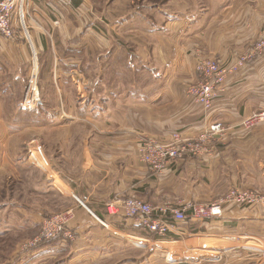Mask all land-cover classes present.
<instances>
[{
	"label": "crops",
	"instance_id": "crops-1",
	"mask_svg": "<svg viewBox=\"0 0 264 264\" xmlns=\"http://www.w3.org/2000/svg\"><path fill=\"white\" fill-rule=\"evenodd\" d=\"M80 2L56 10L50 0H30L27 7L33 22L53 29L54 44L61 47L55 51L59 63L50 70L60 90L57 106H47L40 117H45L39 129L48 167L37 165L26 149L34 127L17 130L7 124L15 121V114L5 108L9 95L1 88L11 84L8 77L21 58L16 42L23 37L9 40L0 33V226L34 232L54 212L77 209L70 228L75 239L61 236L26 255L16 246L4 264L111 262L113 250L119 257L126 254L130 245L126 238L148 240L135 232L147 229L122 216L124 198L134 194L153 205L181 197L208 202L207 197L242 186L237 185L241 174L234 172L239 171L236 154L258 140L250 130L235 127L244 116L264 108V55L230 75L225 93L210 109L194 103L186 89L197 79L198 59L217 58L227 65L253 46L264 24V0ZM37 30L34 40L44 50L48 38ZM59 104L68 107L67 113ZM216 121L235 125V130L228 129L214 141L213 159L187 157L163 174L141 161L143 137L168 141L176 131L197 136ZM257 163L253 173L260 177L258 171H263L264 186V163ZM109 202L115 203L114 212L108 210ZM96 216L119 234L112 237ZM179 229L184 233L172 232L169 237L220 235L233 239L235 246L218 248L211 257L206 248L201 253L179 249L160 255L164 261L159 262L154 257L161 244L132 243L153 248L138 263L264 264V211L257 205L225 203L221 215L189 218ZM102 252L110 255L101 257Z\"/></svg>",
	"mask_w": 264,
	"mask_h": 264
},
{
	"label": "rangeland",
	"instance_id": "rangeland-1",
	"mask_svg": "<svg viewBox=\"0 0 264 264\" xmlns=\"http://www.w3.org/2000/svg\"><path fill=\"white\" fill-rule=\"evenodd\" d=\"M81 2H82V0H81ZM113 8H115V7L113 6ZM111 11H112V13L115 12V10L112 8H111ZM30 14L31 13L26 14V17H25L26 25L28 28V34H29L28 38L26 37L28 39V41L26 40V42H25L24 40H20V41L16 42V43H18L17 44L18 46L16 47V51L19 52V54L21 55V58L16 60L17 64H15V68L13 69L12 72H10L11 73L10 77H8V78H10L11 84H9L8 85L9 87H7L6 89L1 86L2 87L1 93L5 92L6 94L9 95L6 97V99H8V100L6 101L7 104H5L6 105L5 108H7L11 114H15V118H14L15 120H20L22 122V123H19V126L16 127V129L19 130L21 128L26 129V128H33L34 127L35 131L28 135V137H30V138L27 139V141L25 143L26 149L29 150L28 145H33V144L38 145L39 144L42 146L43 153L47 159L43 144L40 140L41 134H40V129H39V127L41 126L40 125L41 120L42 119L45 120V117L42 119H40V117H41V113H43L45 111L47 106L48 107L57 106L56 96H59L60 90L58 93V91L56 90L57 89L56 85H55L56 81L54 80L53 76H51L50 70H51V67L53 65L55 66V64L59 63L60 59H59V56L57 57L55 55V51H57L59 53L61 47H58L57 44H54L55 35L53 32V29L50 26L42 23L41 21L37 20L36 22H33V19L35 17L34 16L31 17ZM41 24H42V26H41ZM263 28H264V24L262 25V29ZM37 29H40V33L42 34L43 37L48 38L47 43L49 45L46 44L44 50H46V48H49L50 51L47 50L44 52L42 47H40V46H38V44H36L34 37H36L37 31H38ZM22 31H23V29H22ZM50 31H51V33H50ZM52 34H53V37H52ZM25 35L26 34H24V36ZM16 39L17 38H15L13 40H16ZM67 44L70 45V43H67ZM62 48L64 50V46H62ZM18 60H20L19 63H18ZM249 63H252V61ZM33 78L36 82L35 88L31 87V80ZM52 84H54V85L52 86ZM62 91H63L62 93H64V97H65L66 93L68 91L66 88H64V90H62ZM1 93H0V95H1ZM222 94H224V92L221 93L220 95H222ZM188 96L192 99V101L194 103L196 102L192 96H190V95H188ZM1 97L3 98L2 95H1ZM60 97H61V95H60ZM4 101L5 100L1 99V103H2L3 107H4V103H5ZM58 107L61 109V111H64L65 113H67L66 110L68 107L66 105L59 104ZM210 108H212V106L209 108H206V109H210ZM261 110H264V108H262L260 110H254L253 112L261 111ZM24 112H26L27 114H25ZM28 114H30L31 117ZM246 116L248 117V115H246ZM257 119H260L258 121L259 124L257 123V125L251 129H247V128L243 127L240 123L238 125H236V127H235V128L241 127L244 130H250V132L257 134L256 138L258 139L247 150L239 151L240 153H237V154L235 153L236 155L240 156V160H238L239 171L235 170L234 172L235 173L238 172V174L239 173L241 174V176L239 175V177L237 179V181H239L237 183V185H242V186H239V187L236 186V187H232L230 189L227 188L222 193H217L215 196L207 197V199H205V201L208 200V202H199V201L196 202L194 200L189 201V198H184V197L176 198V199L171 200V201L166 200L164 203L158 204V205H153L152 203L148 202L154 208V212L156 211L155 214L162 213L163 215L160 214L158 216H162L164 218L172 220L173 215L171 214L170 211H168L167 213H163L159 209L163 208V207H168V206L169 207H176V208H179V207L183 208V206L188 202L197 203V205L202 204V206H207V207L211 208L212 206L220 203L222 200L225 203V201L228 199V197H231L232 193L236 192L238 190L248 191L251 193L258 194V195L264 194V186L260 184L261 179H263V177H262L263 171H258V174L260 175V177H258L257 174L253 173V166L255 165V167H257V165H258L257 162L264 163V119L262 117H258ZM12 120L13 119L9 120V122L7 123V124H9L8 126H10V127H11L12 122H13ZM30 121H32V122H30ZM224 125L226 127L225 131H227L228 129L231 131L235 130V128H234L235 125H231V124H227V123H224ZM203 131H201V133L197 136H190V138L195 142L201 141L199 143H204L203 139L200 140L201 134L204 133ZM225 131L223 133H220V134L217 133V135H215L216 140L218 137H221L222 135H224ZM149 138L157 139V138L152 137V136H146V137L142 138L141 144H143ZM190 138H188V141H187V143H189L187 145V149H191L193 151L194 149H197L198 145L191 144ZM158 140L161 141L160 139H158ZM168 142H170V141H168ZM168 142L165 143L167 152L172 153L174 150L173 149L174 145L170 144ZM160 143H162V141ZM139 153H140L139 156L141 157V148H140ZM35 156H36V154H35ZM187 157H193V158H197V159L201 160V159H204L206 156L204 153L198 152V154L190 155ZM142 162L145 165H147L144 161H142ZM172 165H174V164H172ZM167 168H165L163 170L156 171V172L158 174H163ZM245 172H247V173H245ZM244 173H245V175H243ZM133 196H134V194L129 195L126 198L133 197ZM74 197H76V196L74 195ZM138 197L142 198V196H138ZM126 198H124V199H126ZM173 201H175L176 203ZM69 210H72L73 213L75 214L74 219L71 222H69V229H70L72 222L75 220V217H76L77 209H75V208L61 209V210L56 211L53 214H51L45 218H50L56 214L60 215V214H63L64 212L69 211ZM193 211H194V208H189L187 210L185 220H187L189 218H195L192 216ZM212 216H215V215H212ZM44 219H42L41 225L39 227H37L36 229H34V232L33 231L21 232L18 230H16V231L11 230L10 231V229L8 231V230H6V228H3L0 226V264H4L5 262H7L8 260L11 259L12 253H13L14 249L16 248V246L18 249H21L20 246L25 241L33 239L37 234H39ZM105 228L107 230V233H108V231L111 232L109 234H112V233L117 234V235L119 234V231L114 227H111V226L106 227L105 226ZM16 229H18V228H16ZM12 231H14V232H12ZM135 232H137V234H139V236H143V238L148 239L150 241V243H148V245L150 247H153V241L160 242L161 245H159L158 247L154 246V247H156V250H158L160 253L159 254L158 252H156V253H158L154 257V258H156V260L160 257V255L166 256L165 253L168 254V252L176 251L179 249H189V250H191V253H201L200 249L206 248L205 254L207 256L211 257L212 255H214V250H216L218 248H221L218 250L231 249L235 246V244L233 243V241H234L233 239H231L230 237H224L223 238L220 235H216L215 237H213V235H208L212 238H207L206 237L207 235L205 237H202V236H198V235L196 236V235H189V234H177V237H180V238L175 239V238L169 237V235L172 232H169L168 234L162 235V236L159 235L157 232L151 231V230H147V232H143V230L139 231V228ZM177 232L184 233L182 229H179ZM73 235H74V239H75V237L77 235H75L74 233H73ZM111 236L115 237V235H113V234ZM126 239H125L126 242L130 243V245L128 246V250H127L125 255H122L121 257H119L116 253H114V250H113L111 253L112 254L111 257L117 258V259H113V261H112V258H111V262H109V259H106L104 261L105 263L101 262L99 264H116L119 261H121V259H126V258H129V259L134 258L133 261H130V263H128V264H139L138 262H139L140 257H144L145 255L148 254L147 251L149 249H153V248H148V247L147 248H144V247L143 248H137L136 245L139 246V242L141 241V239H137V238H133V239L126 238ZM163 239H165V240H163ZM143 240H145V239H143ZM166 240L169 242H166ZM44 242H46V241H44ZM44 242H42V243H44ZM42 243H40L38 246H40ZM132 243L136 244L135 247H134V244H132ZM14 244H16V245L14 246ZM131 244L133 245V247H131L132 246ZM12 246H14V247H12ZM37 247H35V249ZM20 251L21 250H19V253H23L26 255V252H23V251L20 252ZM100 255H101V257L106 258L108 255H110V252L105 253V254L102 252V254H100ZM162 258L163 257H161V259L159 258V260H160L159 262L164 261Z\"/></svg>",
	"mask_w": 264,
	"mask_h": 264
},
{
	"label": "built area",
	"instance_id": "built-area-1",
	"mask_svg": "<svg viewBox=\"0 0 264 264\" xmlns=\"http://www.w3.org/2000/svg\"><path fill=\"white\" fill-rule=\"evenodd\" d=\"M50 1L53 3L56 10L72 7L74 3V0ZM29 2L30 0H0V33L6 39L13 40L17 38L22 29L24 31L23 33L26 34L25 36L28 38L29 34L25 17L26 14H28L27 7ZM263 55L264 28L261 30V35L253 46L248 51L238 56L234 62L223 65L222 62L216 58L207 57L198 59L195 63V72L197 74V80H199H196L194 83L188 85L186 93L192 96L196 103L205 108H209L212 106L216 97L223 92L225 93V83L230 75L237 73L242 68L246 67L249 62H253ZM35 85L36 82L33 78L31 80V87L35 88ZM258 117H262L264 119V110L248 114V117L244 116L241 119L240 124L247 129H251L256 126L260 120L257 119ZM225 130L226 127L222 121H216L210 124L203 131L204 133L201 134L200 137V140L203 139L204 143H199L201 141H193L190 136L185 135L182 131L172 133L170 139L168 140L170 142L162 141V143H160L161 141H159L158 138H149L141 144V160L150 166L154 171L163 170L172 164H177L184 160L187 156L198 154V152L204 153L206 158L211 160L215 155V147L213 146V143L216 140L215 135H217V133H223ZM188 138H190L191 144L198 145L197 149H194L193 151L191 149H187V145L189 144L187 143ZM166 142L174 145L172 153L167 152L165 145ZM28 148L30 156L34 159L37 165L41 167L49 166V162L43 153L41 145H28ZM250 193L251 192L248 191L238 190L233 192L232 196L228 197L227 200L225 199V203H236L248 207L257 205L264 211V194L258 195ZM225 203L222 200L220 203L210 208L202 206V204L197 205V203L188 202L183 206V208L168 206L159 209L163 213L170 211L173 215L172 220L158 216L162 213L155 214L156 211L154 212V208L151 204L141 197H128L121 201L120 206L123 217L126 219H133L138 225L147 230L155 231L162 236L168 234L169 232L176 233L179 230L180 223L186 221V212L189 208H194V211L192 212L193 217L196 219H205L212 215H221L223 205ZM83 205L87 208V210H89L84 203ZM107 206L111 212H114L113 208L115 207V203L109 202ZM89 211L91 212V210ZM74 215L73 211L69 210L63 214H56L50 218H45L39 234H37L33 239L25 241L20 246L21 249L19 250L28 252L31 249H35V247L44 241L57 239L61 236L73 239L74 235L69 229V222L74 219ZM97 219L106 227L110 226L100 218L97 217ZM140 242L147 245L150 243L148 240H141ZM153 243V245L160 244V242L155 241H153Z\"/></svg>",
	"mask_w": 264,
	"mask_h": 264
},
{
	"label": "trees",
	"instance_id": "trees-1",
	"mask_svg": "<svg viewBox=\"0 0 264 264\" xmlns=\"http://www.w3.org/2000/svg\"><path fill=\"white\" fill-rule=\"evenodd\" d=\"M60 16H61V13H60ZM20 35H22V37H23V40L26 42V40L28 41V39L26 38V36H24V33H23V31L21 30V33H20ZM19 104V103H18ZM25 113V112H24ZM25 114H27V113H25ZM31 114V113H30ZM30 114H28L29 116H30ZM31 117V116H30ZM19 123H22L20 120H15L13 123H12V125L13 126H15V127H18L19 126ZM40 229V228H39ZM16 244H14V246H15ZM14 246H12V247H14Z\"/></svg>",
	"mask_w": 264,
	"mask_h": 264
}]
</instances>
